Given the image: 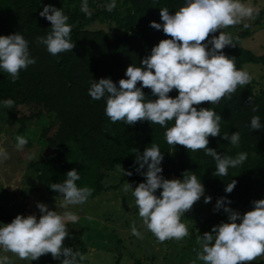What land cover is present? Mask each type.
Masks as SVG:
<instances>
[{"label": "clouds", "instance_id": "clouds-1", "mask_svg": "<svg viewBox=\"0 0 264 264\" xmlns=\"http://www.w3.org/2000/svg\"><path fill=\"white\" fill-rule=\"evenodd\" d=\"M105 7L111 12L116 7V0H111ZM80 10L88 17L92 16L88 0H82ZM259 11L241 0H185L175 14H171L167 7L160 8L163 23L153 20L149 26L162 30L171 38L162 39L153 46L151 54L141 61L142 67L130 64L125 72L127 78H121L118 85L110 78L91 81L88 95L92 100H106L105 114L112 123L123 121L132 126L147 120L150 124L165 127L167 122L174 121L165 132L167 143L181 145L192 152L203 150L215 160L213 175L224 177L230 167L243 164L247 153H238L233 158L221 156L208 147L209 137L221 134L222 117L210 108L198 110L196 105L204 102L218 104L224 98L231 99L238 87L251 83L253 77L250 73L238 70L234 59L223 53L226 46L235 47L238 41V37L234 40L223 30L239 24L249 28L250 24L245 21L254 20ZM39 15L51 23V28L46 36H37V41L53 56L72 52L76 45L71 40L72 27L63 11L48 4ZM218 30L220 34L216 36ZM35 63L36 59L29 52V42L23 35L18 32L0 35V69L13 81L19 78L22 70ZM142 88L151 89L157 99L146 101ZM173 90L178 91L174 98L169 95ZM14 105L12 99H6L0 107L11 109ZM253 111L257 108L254 107ZM262 127L260 117L252 116L250 130ZM223 138L234 146L239 145L238 131L230 136L224 133ZM4 139L6 137L0 138V163L9 158L3 147ZM15 139L17 150H22L28 143L22 135ZM135 153L139 165L137 172L147 166V170L141 172L145 181L134 189L127 183L123 190L132 191L143 225L159 242L183 240L189 236V229L181 222V217L202 196L206 204L211 202V196L204 195V185L189 171L183 173V179H165L161 167L163 154L157 145L147 147L142 155L138 151ZM66 175L63 183L50 185L63 197L57 203L63 209L84 204L93 191L86 186H77L75 182L80 176L76 169ZM125 175L131 176L132 172L125 171ZM236 183L234 179L227 183L225 192L231 193ZM158 189H162L159 196L155 194ZM252 203L254 207L241 214L228 206L231 201L227 197L217 199L214 211L223 208L228 214V222L214 225L211 231L204 232L197 239L202 250L197 252L196 260L203 264H251L264 256V199ZM37 208L42 213L39 220L35 215L18 214L10 223L0 224V264H14L9 253L21 261L38 260L51 254L61 264H81L86 256L63 243L69 235L67 225L77 223L79 217L71 211L58 213L49 210L41 202H37ZM131 232L142 238L135 221ZM196 260L192 264H196Z\"/></svg>", "mask_w": 264, "mask_h": 264}, {"label": "trees", "instance_id": "trees-1", "mask_svg": "<svg viewBox=\"0 0 264 264\" xmlns=\"http://www.w3.org/2000/svg\"><path fill=\"white\" fill-rule=\"evenodd\" d=\"M110 2L88 0L92 12L88 17L80 10L82 0H0V35L17 32L23 35L29 42L30 55L36 59V63L22 70L15 81L0 69V102L6 99L15 102L9 109V120L18 128L11 134V139L16 142V136L22 135L28 141L27 148L32 142L39 146L34 161L29 162L28 167L49 162L51 170L47 177L76 169L81 187H85L88 181L92 182L93 187L90 188L93 191L89 199L102 189L99 181L103 176L98 170L104 173L118 170V182L129 183L132 187L144 182L141 172L146 171L147 166L137 172L139 165L135 151L142 155L147 147L157 145L163 154L161 167L164 178L183 179V173L189 171L197 176L211 196L210 216L203 218L199 222V230L186 239L184 249H189L190 254L187 255H191L197 250L196 238L211 231L214 225L228 222V214L223 208L214 211L218 198L227 197L231 201L228 206L241 214L254 206L253 201L264 199V127L250 130L254 115L259 116L264 125V92L255 91L249 83L243 88L238 87L231 99L224 98L218 104L204 102L196 105L198 110L210 108L222 117L221 134L209 137L208 147L221 156L233 158L238 153H247L243 164L230 167L224 177L213 175L215 160L203 150L192 152L181 145L167 143L165 132L174 121L167 122L165 127L150 124L147 120L132 126L123 121L112 123L105 114L106 100H92L88 95L90 82L110 78L118 85L121 78H127L125 72L130 64L142 67L141 61L151 54L152 47L162 39L171 38L162 30L150 27V22L154 20L162 24L160 8L167 7L171 14H175L185 0H116V7L109 12L105 6ZM48 4L61 9L68 17L67 23L72 27L71 40L76 45L72 52L53 56L45 45L37 41V36H46L51 28V23L39 15ZM258 15L264 18V9ZM93 24H106L107 28H91ZM219 34L218 31L215 33L216 36ZM247 35L248 31L244 29L237 35L238 41ZM238 41L235 47L223 49L226 56L234 59L236 68L242 70L243 63H255L264 70V54H254ZM142 91L146 101L157 99L151 89L142 88ZM169 95L174 98L178 91L173 90ZM254 107L257 108L255 112ZM237 131L240 134L238 146L223 138L224 133L230 136ZM69 143L73 144L77 154L69 152ZM45 144L57 147L58 151L43 157L41 151ZM125 171L132 172V175L126 176ZM233 179L237 181L235 188L226 193L225 187ZM4 220L11 221V218L0 216V221ZM63 243L73 251L86 252L81 230L69 231ZM198 247L201 249L200 245ZM182 254L179 259L187 256ZM117 259L114 264L118 263ZM30 264L61 262L46 254L30 261ZM133 264L139 262L134 261ZM258 264H264V261L259 260Z\"/></svg>", "mask_w": 264, "mask_h": 264}, {"label": "rangeland", "instance_id": "rangeland-1", "mask_svg": "<svg viewBox=\"0 0 264 264\" xmlns=\"http://www.w3.org/2000/svg\"><path fill=\"white\" fill-rule=\"evenodd\" d=\"M241 2L259 8L260 11L264 9V0H241ZM245 22L250 24L249 28H244L243 24H239L223 31L236 38L240 32L247 29L248 35L239 39V45L254 54H264V18L258 15L254 20ZM106 26V24H93L91 28L106 29ZM242 70L248 71L253 77L251 83L254 90L264 92L262 66L255 63H243ZM17 128L18 125L9 120V109L0 107V138L6 137L3 147L9 155L6 161L0 163V216H9L12 221L18 214L35 215L39 220L42 213L37 208V202L46 204L49 210L58 213L64 211L75 213L79 217V221L75 224H68L67 228L68 231L81 230L82 232V242L86 248L84 253L86 259L82 264H114L115 258H118L117 264H133L134 261H138L139 264H192L196 260L197 252L201 251L197 244L198 238H196L197 250L191 252L194 254L187 255L190 254L189 249H184V247L186 239L199 230V222L203 218L209 217L212 212L211 202L204 203L203 196L190 211L181 217V222L189 229V236L181 241L167 240L163 243L159 242L143 225L132 191L125 192L123 189L127 183L118 182V170L106 173L102 172L103 170H98L103 177L99 181L102 189L97 195L88 198L84 204L71 205L67 209L60 208L57 203L63 197L54 192L50 185L63 183L67 179V175L62 173L47 177L46 175L51 170L49 162L29 168L28 163L34 161L36 152L40 148L35 142H32L30 147L24 146L22 150H17L16 142L11 139V134ZM67 146L72 155L78 153L73 144L69 143ZM78 161L76 159V162ZM94 168L95 166H93ZM165 179L174 178L168 176ZM75 183L81 187L79 181ZM85 186L90 188L92 182L88 181ZM161 191L162 189H158L155 194L159 196ZM204 195L209 196L206 191ZM11 221H0V224H8ZM134 221L142 238H137L131 232ZM182 253L187 256H182L179 259L183 255ZM8 255L14 264H30V261H21L10 253ZM259 260L264 261V256L257 258L251 264H258ZM196 264H203V262L196 260Z\"/></svg>", "mask_w": 264, "mask_h": 264}, {"label": "water", "instance_id": "water-1", "mask_svg": "<svg viewBox=\"0 0 264 264\" xmlns=\"http://www.w3.org/2000/svg\"><path fill=\"white\" fill-rule=\"evenodd\" d=\"M58 151L57 147H51L48 144H45V146L43 147L42 151H41V155L43 157H48L54 153H56Z\"/></svg>", "mask_w": 264, "mask_h": 264}]
</instances>
